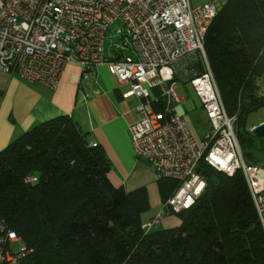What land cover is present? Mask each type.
Here are the masks:
<instances>
[{"label": "trees", "instance_id": "trees-1", "mask_svg": "<svg viewBox=\"0 0 264 264\" xmlns=\"http://www.w3.org/2000/svg\"><path fill=\"white\" fill-rule=\"evenodd\" d=\"M204 50L244 159L263 166L264 137L248 119L264 108V0H226ZM89 136L65 115L0 151V216L26 247L24 264H264V227L241 171L229 177L203 158L196 171L206 189L173 214L180 226L145 233L154 218L147 188L115 187L111 161ZM177 188L160 178L162 203Z\"/></svg>", "mask_w": 264, "mask_h": 264}, {"label": "built area", "instance_id": "built-area-1", "mask_svg": "<svg viewBox=\"0 0 264 264\" xmlns=\"http://www.w3.org/2000/svg\"><path fill=\"white\" fill-rule=\"evenodd\" d=\"M221 6L190 0H0L1 73L56 90L67 66L79 67L86 82L104 66L119 82L131 84L123 98L139 99L138 121L130 128L135 153L160 178L178 183L159 213L143 225L145 233L194 206L207 186L196 171L203 158L229 177L243 173L264 227V166L244 159L237 118L227 114L204 50ZM189 77L211 126L202 141L178 111L182 100L174 81ZM25 181L33 186L38 178ZM27 255L0 216V264H24Z\"/></svg>", "mask_w": 264, "mask_h": 264}, {"label": "crops", "instance_id": "crops-1", "mask_svg": "<svg viewBox=\"0 0 264 264\" xmlns=\"http://www.w3.org/2000/svg\"><path fill=\"white\" fill-rule=\"evenodd\" d=\"M209 2L223 5L226 0H190L192 5ZM130 89L131 84L119 82L104 66L96 68L86 82L80 68L69 65L56 90L0 72V151L37 125L69 115L89 133L90 142L104 149L112 163L109 179L115 187H123L128 192L147 188L151 204L147 219H151L162 207L160 177L147 161L137 157L133 148L130 128L138 121L139 99L123 98ZM261 123L264 120L257 125ZM191 131L197 138L192 128ZM210 131L211 126L205 135ZM171 217L172 227H163ZM180 224L179 218L170 216L161 227L172 229Z\"/></svg>", "mask_w": 264, "mask_h": 264}, {"label": "rangeland", "instance_id": "rangeland-1", "mask_svg": "<svg viewBox=\"0 0 264 264\" xmlns=\"http://www.w3.org/2000/svg\"><path fill=\"white\" fill-rule=\"evenodd\" d=\"M113 29L114 27L111 29L112 36L114 35ZM108 35H110V33ZM113 38H114L113 40L114 42L119 41L117 36ZM107 48L113 49V44H111L110 41H107ZM199 67L200 68L203 67V63L200 58H199ZM174 83L176 84L177 96L180 100H182L178 104V111L180 114H184L187 120L188 119L190 120L191 128L193 129L199 141H202L205 133L210 129V123L207 120L200 98L196 94L195 89L190 82V77L188 79L176 78ZM263 120H264V108L260 109L259 111L249 116L248 128L251 130L253 127H255L259 122ZM262 165L264 166V163ZM175 218L178 217L175 216ZM172 220H173L172 217L171 219L170 218L166 219L165 223L163 224V227L165 226L172 227L171 226L173 223ZM16 250L17 251L19 250V246H16Z\"/></svg>", "mask_w": 264, "mask_h": 264}, {"label": "water", "instance_id": "water-1", "mask_svg": "<svg viewBox=\"0 0 264 264\" xmlns=\"http://www.w3.org/2000/svg\"><path fill=\"white\" fill-rule=\"evenodd\" d=\"M120 57L117 58L119 60ZM251 132L258 136V137H264V123H261L251 129Z\"/></svg>", "mask_w": 264, "mask_h": 264}]
</instances>
